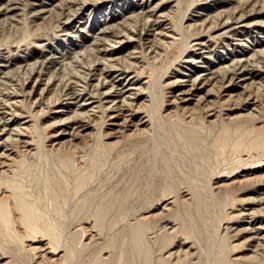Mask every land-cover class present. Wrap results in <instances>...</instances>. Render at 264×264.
<instances>
[{
  "label": "rangeland",
  "instance_id": "374dc122",
  "mask_svg": "<svg viewBox=\"0 0 264 264\" xmlns=\"http://www.w3.org/2000/svg\"><path fill=\"white\" fill-rule=\"evenodd\" d=\"M67 1L0 0V264H264V0Z\"/></svg>",
  "mask_w": 264,
  "mask_h": 264
},
{
  "label": "bare ground",
  "instance_id": "6f19581e",
  "mask_svg": "<svg viewBox=\"0 0 264 264\" xmlns=\"http://www.w3.org/2000/svg\"><path fill=\"white\" fill-rule=\"evenodd\" d=\"M83 1V0H82ZM86 2V0L84 1V2H81L80 0H68L63 6H61V15H63L62 17L63 18H68L74 11H76L77 10V7H78V5H82V4H84ZM10 8V7H9ZM153 26V25H152ZM122 33V31L121 30H119L118 32H114L113 30L112 31H104V34H108V35H112V36H117V35H119V34H121ZM143 34V33H142ZM105 43V42H104ZM97 44V43H96ZM95 44V45H96ZM99 45V44H98ZM100 45H102V44H100ZM104 46V45H103ZM97 47H99V46H97ZM94 51H97L98 52V54H103V53H108V51H109V48H105V47H99L98 48V50H94ZM96 54V53H95ZM97 55V54H96ZM96 55L94 56L95 58H96V60H97V57H96ZM99 57V56H98ZM99 59V58H98ZM100 62V61H99ZM240 65H242V64H240ZM95 66V64L93 65V67ZM244 67V66H243ZM88 68H90V67H88ZM92 69V68H91ZM231 69H233V68H231ZM97 71V70H96ZM239 71V70H238ZM87 72V71H86ZM90 73V72H89ZM228 74V73H227ZM246 74V73H245ZM239 76H242V74H239L238 75V73H237V71H232L231 73H229V75H228V77H231L229 80V82H233L232 80H234V79H236V78H238ZM89 77H91V75L89 76ZM88 77V78H89ZM248 77V76H247ZM107 78V77H106ZM243 78V77H242ZM244 79V78H243ZM248 79V78H247ZM87 80V79H86ZM106 80V79H105ZM116 80H118V79H116V78H114V79H108L107 81H104V82H101V83H98V84H96V85H98L99 87H105V85H109V84H111L113 87L112 88H115V82H116ZM236 81V80H235ZM196 82V81H195ZM198 82V81H197ZM71 83H73V82H71ZM68 84V83H67ZM73 84H75V83H73ZM199 84V83H198ZM230 84V83H229ZM229 84H227V85H229ZM76 85V84H75ZM75 85H74V87H75ZM95 85V86H96ZM226 84H225V86H227ZM72 86V85H71ZM193 88L194 87H196V83H194L193 85ZM97 87V86H96ZM76 88V87H75ZM193 88L191 87V89H185V90H182L181 92H179V94L178 95H180V96H182V98H184V97H186L187 95H189L190 94V91L191 90H193ZM99 89V88H98ZM222 89V88H221ZM224 89V88H223ZM222 89V90H223ZM73 90V89H72ZM75 90V89H74ZM78 91V90H77ZM98 91V90H97ZM100 91H102V90H100ZM227 91V90H226ZM225 91V92H226ZM66 92V91H65ZM110 92L111 91H106L105 93H103V92H101V93H103V95L104 94H110ZM192 92V91H191ZM6 93V92H5ZM9 93V92H8ZM96 93V92H95ZM9 94H11V93H9ZM77 94V93H76ZM76 94H74L73 92H71L70 91V93H68L67 95L69 96V99H73V100H76V102H77V99H78V97L76 96ZM120 94V93H119ZM101 96V95H100ZM99 96V97H100ZM181 98V97H180ZM116 101H114V103H115ZM113 104V103H112ZM111 105V104H110ZM109 105V106H110ZM111 107V106H110ZM113 107L114 106H112L110 109H113ZM116 108H114L115 109V111H117V112H122L123 110H124V108H125V106H124V108L122 107V105H118V106H115ZM108 109V108H107ZM109 110V109H108ZM119 112V113H120ZM6 113L7 112H0V119H3L4 117H6ZM94 113V112H93ZM87 114H89V113H87ZM91 114V113H90ZM9 115V114H8ZM115 115V114H114ZM112 117V116H111ZM114 120V119H113ZM5 130V129H4ZM6 146H7V144H6ZM6 149H7V147H6ZM1 153V152H0ZM4 155V156H3ZM9 155V154H8ZM8 155H6V156H8ZM5 156V153H1L0 154V159H2L3 157L5 158L6 157ZM3 160V159H2ZM1 166V165H0ZM32 214V213H31ZM141 232V231H140ZM223 263L224 264H231V263H229V262H225V260H223ZM222 263V264H223ZM165 264V263H164Z\"/></svg>",
  "mask_w": 264,
  "mask_h": 264
}]
</instances>
